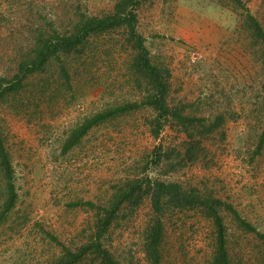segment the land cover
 I'll return each instance as SVG.
<instances>
[{"label": "rangeland", "instance_id": "rangeland-1", "mask_svg": "<svg viewBox=\"0 0 264 264\" xmlns=\"http://www.w3.org/2000/svg\"><path fill=\"white\" fill-rule=\"evenodd\" d=\"M119 1L0 0V134L16 194L0 222V264H104L91 244L117 264H152L146 238L156 220L160 264H212L216 235L208 211L157 212L146 193L151 180L211 199L230 264H264V242L231 214L264 236V141L258 148L264 45L247 20L264 33V0L127 4L150 63L167 78L168 114L159 120L145 103L152 89L132 67L136 55L125 28L91 36L76 53L59 54L26 77L22 88L1 94L18 65L34 57L38 41L69 36L83 18L111 16ZM126 104L138 107L94 126L63 151L86 118ZM218 116L223 123L202 135L201 125L208 128ZM134 182L142 185L139 204L124 201L98 236L97 221ZM6 187L0 165V210Z\"/></svg>", "mask_w": 264, "mask_h": 264}, {"label": "trees", "instance_id": "trees-1", "mask_svg": "<svg viewBox=\"0 0 264 264\" xmlns=\"http://www.w3.org/2000/svg\"><path fill=\"white\" fill-rule=\"evenodd\" d=\"M237 3H240L239 0H234ZM132 0H121L115 5V11L113 15L106 16L104 18H83V20L74 27L73 32L69 36H56L54 40H44L38 41V44L34 48L33 55L34 57L30 62H21L18 65L17 73L12 79L8 82V86L1 92V94L11 91H17L19 88L23 87V80L34 74L42 71V69L49 63V61L58 57L59 54L68 55L71 53H76L82 48L88 38L95 35H100L106 31L113 30L116 28H125L127 30V41L131 44L135 57L132 62V67L136 72L147 80L150 85L152 92L146 98V104L152 107V109L157 112L158 120L168 114L167 104H166V93H167V78L163 73L154 65L150 63L148 52L144 46L142 37L137 33L135 24H136V15L134 11H127L126 6ZM137 2V1H136ZM247 20L249 21V26L254 32V36L260 39L264 45V33L260 28L259 24L251 17L248 16ZM62 75L69 79L67 70L62 67L60 68ZM2 85H0L1 87ZM2 96V95H0ZM137 104H126L125 106L116 107L103 111L101 113L95 114L89 118H86L83 123L74 128L69 134L63 151H67L74 147L82 137H84L87 132L106 120L113 118L120 112L127 110H132L137 108ZM177 115V114H176ZM183 122H192L190 118L187 120L185 117H178ZM195 121V120H194ZM200 122V121H198ZM223 123V117L218 116L215 118L208 128L201 125L202 135L210 133L212 130L219 127ZM264 141V129L260 137L259 146ZM256 152L258 150L256 149ZM0 165L2 167L4 177L7 185V197L4 201L2 209L0 210V222L6 215L8 211L14 206L16 200V194L14 189V184L12 182V169L7 153L5 152L1 140L0 134ZM142 189V185L139 182H134L127 186V190H119L118 201L111 207L110 211L106 212L104 217L97 221L96 227L98 229V236L104 232V230L109 225L112 215L115 210L123 204L124 201H128L133 198L132 202L134 205L139 204L140 195L139 192ZM192 192V193H191ZM146 193L151 198L152 204L157 212H162L167 208H178L182 209H194L198 206H203L208 211L209 216L212 218L215 225V246L212 255V264H230L226 246V236L225 228L223 226V221L220 215L217 213L214 205L215 203L208 198L202 199L199 197L198 193L194 191H185L180 185L174 183H166L158 180H151L147 182ZM163 200V205H162ZM168 206V207H167ZM160 212V213H161ZM231 214L234 220L240 225L241 228L245 229L250 233H255V235L264 242V236L245 221H243L238 214L231 210ZM162 235V223L158 220L153 222L150 226L147 241L148 245L146 248V254L149 261L152 264H160V256L158 251L159 241ZM96 249L97 253H103L102 260L104 264H117L107 252H101L99 245L91 244V247ZM84 250H87L84 248ZM79 257V256H78ZM77 257V258H78ZM76 259L68 261L66 264H73Z\"/></svg>", "mask_w": 264, "mask_h": 264}]
</instances>
